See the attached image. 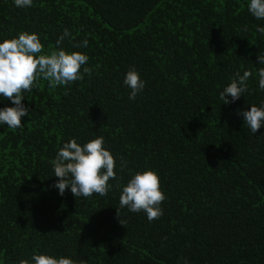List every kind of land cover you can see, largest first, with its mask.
Listing matches in <instances>:
<instances>
[{
    "label": "trees",
    "instance_id": "16d2710c",
    "mask_svg": "<svg viewBox=\"0 0 264 264\" xmlns=\"http://www.w3.org/2000/svg\"><path fill=\"white\" fill-rule=\"evenodd\" d=\"M247 0H0V37L35 31L42 50L88 55L83 78L23 93L22 127L0 126V264L33 251L84 264H264V127L252 135L239 109L264 101L255 75L224 105L229 77L255 73L264 20ZM88 39V46L72 43ZM135 67L145 87L133 100L122 85ZM12 106L4 98L0 107ZM103 136L121 183L156 171L165 199L159 218L120 209L119 189L74 197L51 187L63 142ZM119 219L122 224L119 223Z\"/></svg>",
    "mask_w": 264,
    "mask_h": 264
},
{
    "label": "clouds",
    "instance_id": "9594fccd",
    "mask_svg": "<svg viewBox=\"0 0 264 264\" xmlns=\"http://www.w3.org/2000/svg\"><path fill=\"white\" fill-rule=\"evenodd\" d=\"M19 9L30 8L33 0H12ZM248 13L255 20H264V0H247ZM256 32L264 36V26L257 25ZM72 39L67 28L63 29L55 40V49L42 50L40 36L35 31H20L11 38L0 37V101L7 98L12 106L0 107V126L10 129L22 127L21 117L29 115V109L22 103L23 93L36 88L39 79L47 81L50 88L65 86L83 78L88 72L86 65L88 55L81 51H70L61 47L66 39ZM88 46V39L72 43L73 49H83ZM256 64L260 65L253 74L250 70L236 71L229 82L219 91L218 97L224 105L238 100L248 90L247 81L255 75L256 83L264 91V50L256 54ZM122 85L129 89L128 99L133 100L142 92L145 81L140 78L135 67H130L123 75ZM237 116L242 117V125L246 126L252 135L264 127V101L250 104L248 108L239 109ZM264 134V133H262ZM53 175L58 179L51 185L57 189L58 195H63L67 187L76 197H90L94 193L105 196L113 188L110 180L119 189V207L116 208L119 217L120 209L128 212L143 211L149 222L159 218L163 210L161 202L165 196L160 189L159 177L154 169L144 168L130 174L126 182L121 183L115 168L114 156L106 147L103 136H95L83 143L76 138L63 142L50 161ZM119 223L122 222L119 219ZM16 264H84L70 256L55 255L47 251H33L31 256L19 259ZM183 264H188L186 259Z\"/></svg>",
    "mask_w": 264,
    "mask_h": 264
}]
</instances>
